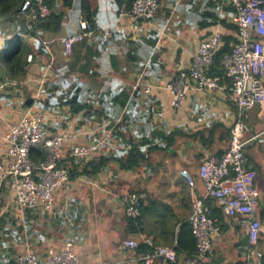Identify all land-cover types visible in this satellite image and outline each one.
Wrapping results in <instances>:
<instances>
[{"label": "crops", "instance_id": "crops-1", "mask_svg": "<svg viewBox=\"0 0 264 264\" xmlns=\"http://www.w3.org/2000/svg\"><path fill=\"white\" fill-rule=\"evenodd\" d=\"M54 1L57 13L64 15L62 28L58 34L37 29L42 48L31 53L26 76L0 65V79L19 83L0 94V165L9 162L4 136L30 112L41 117L48 135L74 136L61 150V164L74 170V177L55 193L52 213L20 212L13 194L5 187L0 191V264H15L26 246L44 260L66 244L72 245L79 264H138L137 257L151 250L146 240L176 246L192 200L203 195L199 163L208 156L218 158L228 147L235 108L222 66L210 71L220 78L217 89L196 90L190 82L192 89L179 108L172 106L166 87L176 75L189 73L197 48L214 32L223 41L238 38L233 11L220 0H157L156 17L146 22L127 16L131 0H73L70 8ZM80 21H88L93 34L66 55L59 39L78 32ZM14 38L25 45L32 41ZM14 38L0 42V49L13 48ZM69 103H76L77 110ZM244 121L247 167L259 193L262 233L257 244H249L238 219L223 217L205 257L182 254L185 258L180 255L175 262L158 259L154 264H264V104L249 110ZM141 140L145 160L123 170L118 158ZM73 145L92 148L91 156L71 157ZM92 163H103L95 175ZM181 170L193 177L192 189ZM129 193L147 204L139 222L130 223L125 214L122 196ZM128 240L150 250L125 247Z\"/></svg>", "mask_w": 264, "mask_h": 264}, {"label": "built area", "instance_id": "built-area-1", "mask_svg": "<svg viewBox=\"0 0 264 264\" xmlns=\"http://www.w3.org/2000/svg\"><path fill=\"white\" fill-rule=\"evenodd\" d=\"M32 1L36 3L40 18L49 15L50 10L45 0H24L20 10H27ZM220 5L233 11L232 22L237 28L238 41L221 60L224 77L230 82L228 99L235 108V116L229 129L227 149L218 158L208 156L197 168L203 195L192 200L188 223L199 258L210 252L212 241L220 230L217 220L212 217L209 201L221 210L224 217L239 220L246 229L251 246L257 244L262 233L258 208L259 193L255 187L254 172L247 167L248 157L242 134L245 128V114L264 104V41L261 40L264 38V1L220 0ZM157 9V0H131L127 16L151 22ZM219 19H223V14L219 15ZM27 30H31L30 25ZM93 31L90 23L80 21L78 32L59 39L64 53L70 55L73 46L90 37ZM14 37L41 42L36 37L22 34L20 26H17L12 34L6 35L0 30V42ZM222 44V34L214 32L197 48L189 73L176 75L168 84L166 89L171 95L174 108L184 104L188 92L192 89L190 82L196 90L218 88L220 78L211 76L210 71ZM6 48L5 46L4 49ZM32 59L31 54L27 56V62H32ZM18 86L19 83L15 80H0V94ZM149 91L148 87L144 89L145 94ZM260 117L263 116L260 114ZM73 139L74 136L69 134L48 135L41 125V117L30 112H26L19 122L8 130L4 140L9 145L6 153L9 162L5 166L0 165V191L5 187L13 194L15 206L20 212L54 211L55 193L70 180L69 169L61 164V150L65 143L72 142ZM33 151L43 155L41 162L32 159ZM91 153L92 148L87 146L73 145L70 148V156L75 158H88ZM179 175L191 189L194 187V179L188 171L181 170ZM122 203L127 217L136 219L140 216V199L136 194H125L122 196ZM144 243L151 250L137 257L138 264H154L158 259L176 261L175 245L154 246L150 240ZM123 245L132 250L139 247V243L133 240L124 241ZM15 264L79 263L72 245L66 244L60 251L49 252L44 260L33 257L29 246H26L25 251L16 257ZM243 264L251 263L247 261Z\"/></svg>", "mask_w": 264, "mask_h": 264}, {"label": "trees", "instance_id": "trees-1", "mask_svg": "<svg viewBox=\"0 0 264 264\" xmlns=\"http://www.w3.org/2000/svg\"><path fill=\"white\" fill-rule=\"evenodd\" d=\"M72 1L73 0H61V5L63 8H70L72 6ZM23 2L24 0H0L1 31H3L6 35L12 34L15 32L17 26H20L21 33L31 37L36 36L37 29L42 30L44 32H51L52 34H58L60 32L64 15L62 13H57L55 9L56 6L54 5V0H49L48 2H45L50 10L49 15L45 18H40L38 16L37 6L34 1L31 2V5L27 10L21 11L20 8ZM129 8L130 6L128 7V10ZM32 12H36V14H33ZM28 25L31 26V30H27ZM235 31L237 35L236 26ZM237 41L238 38L233 40L232 37L224 39L223 44L215 55L213 66H221V60L223 56L230 53L232 46ZM36 48L40 50L42 48V43L37 41H30V44L25 45L21 38H14L13 48H9L5 51L0 49V65L2 64L3 66H7L9 68V72L12 74H20L22 77H24L27 73V56L28 54H33V51ZM32 57L34 58L33 55ZM215 70H217V68H215ZM68 105L72 106L75 111V107L77 106L76 103H69ZM144 144L145 140L131 143V149L126 154H123L118 158V161L123 170H133L138 166L140 162L145 160V157L141 150V146H143ZM31 157L35 162H41L43 160V155L37 151L31 152ZM92 164L93 165L91 167L90 173L95 175L99 172L103 163ZM73 172L74 170L70 172V178L74 177L72 176V174H74ZM208 203L212 207V217L217 220L220 227V221L223 219L224 216L222 215L221 210L216 205H213L210 202ZM147 208V204L140 201V216L136 219L128 217V221L130 223L139 222V220H141V218H143V216L145 215ZM138 250L140 253H145L150 249L144 246H140ZM175 252L177 258L182 254H186L188 257L192 258L197 257L195 239L192 235V231L188 222H183L181 224V229L176 237Z\"/></svg>", "mask_w": 264, "mask_h": 264}, {"label": "water", "instance_id": "water-1", "mask_svg": "<svg viewBox=\"0 0 264 264\" xmlns=\"http://www.w3.org/2000/svg\"><path fill=\"white\" fill-rule=\"evenodd\" d=\"M263 1H264V0H263ZM181 258H185V256H184V255H182V256H181Z\"/></svg>", "mask_w": 264, "mask_h": 264}]
</instances>
